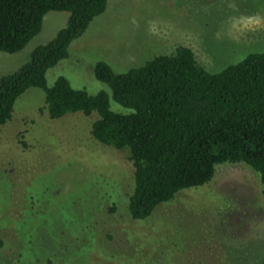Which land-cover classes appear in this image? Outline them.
I'll use <instances>...</instances> for the list:
<instances>
[{
	"label": "rangeland",
	"instance_id": "1",
	"mask_svg": "<svg viewBox=\"0 0 264 264\" xmlns=\"http://www.w3.org/2000/svg\"><path fill=\"white\" fill-rule=\"evenodd\" d=\"M67 16L46 13L21 51L0 53V76L26 63ZM177 47L209 73L264 53V0H107L46 72V86L63 77L89 95H109L92 77L94 63L123 73ZM42 109V92L27 89L0 126V264H264V199L248 167L218 165L207 184L132 221L126 150L91 138L94 113L50 120Z\"/></svg>",
	"mask_w": 264,
	"mask_h": 264
},
{
	"label": "trees",
	"instance_id": "2",
	"mask_svg": "<svg viewBox=\"0 0 264 264\" xmlns=\"http://www.w3.org/2000/svg\"><path fill=\"white\" fill-rule=\"evenodd\" d=\"M107 0H0V53L15 54L35 37L44 15L67 13L62 28L35 47L28 61L0 76V126L27 89L43 94V111L96 115L89 135L126 150L132 187L126 198L132 221L148 218L182 190L207 184L222 164H242L257 177L264 199V53L247 54L217 73L199 66L190 49L177 47L143 65L114 73L97 61L92 77L109 95H89L63 77L46 86L45 74L68 57L70 44L105 10ZM124 109L109 110L108 99Z\"/></svg>",
	"mask_w": 264,
	"mask_h": 264
}]
</instances>
